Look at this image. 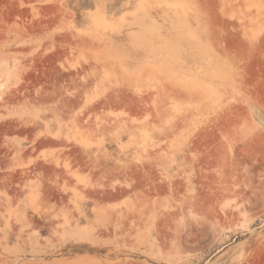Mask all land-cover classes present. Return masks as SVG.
I'll return each instance as SVG.
<instances>
[{
    "label": "rangeland",
    "instance_id": "1",
    "mask_svg": "<svg viewBox=\"0 0 264 264\" xmlns=\"http://www.w3.org/2000/svg\"><path fill=\"white\" fill-rule=\"evenodd\" d=\"M0 81V264H264V0H0Z\"/></svg>",
    "mask_w": 264,
    "mask_h": 264
},
{
    "label": "bare ground",
    "instance_id": "2",
    "mask_svg": "<svg viewBox=\"0 0 264 264\" xmlns=\"http://www.w3.org/2000/svg\"><path fill=\"white\" fill-rule=\"evenodd\" d=\"M4 85H6V84H4L3 82H1L0 81V89L2 90L3 88H4ZM170 89V88H169ZM176 89V88H175ZM173 94V93H172ZM178 94V93H177ZM177 98V97H176ZM171 99V98H170ZM172 103V102H171ZM169 109H170V107H169ZM171 110V109H170ZM87 130H88V128H87ZM104 130V129H103ZM58 142V141H57ZM56 142V143H57ZM113 169V168H112ZM202 178H203V176H202ZM208 178V177H207ZM216 195V194H215Z\"/></svg>",
    "mask_w": 264,
    "mask_h": 264
}]
</instances>
